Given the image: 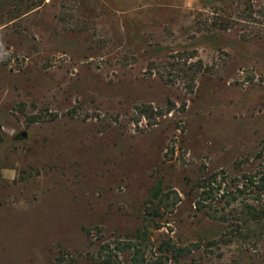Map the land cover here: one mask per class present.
<instances>
[{"label": "rangeland", "instance_id": "obj_1", "mask_svg": "<svg viewBox=\"0 0 264 264\" xmlns=\"http://www.w3.org/2000/svg\"><path fill=\"white\" fill-rule=\"evenodd\" d=\"M263 3L251 4L264 14ZM222 4L0 8V264H104L107 246L128 264L115 247L137 237L157 189L176 205L150 248L214 240L188 259L264 263L261 243L246 253L239 238L218 240L194 207L201 179L264 158V16L244 22L246 0ZM217 14L231 28L214 31Z\"/></svg>", "mask_w": 264, "mask_h": 264}, {"label": "trees", "instance_id": "obj_2", "mask_svg": "<svg viewBox=\"0 0 264 264\" xmlns=\"http://www.w3.org/2000/svg\"><path fill=\"white\" fill-rule=\"evenodd\" d=\"M44 0H0V8L6 5L14 8L7 12L8 16L13 18L14 13L19 14L25 10L20 18L25 14L38 8ZM234 0H223L220 5L223 12L229 11ZM252 0H246L242 18L244 22L252 23L258 18L264 16L263 13L256 10L251 4ZM264 7V3H263ZM218 22L214 24V31L225 32L233 24L232 18L219 17ZM257 23V22H256ZM233 28V27H232ZM252 33V32H251ZM254 33V32H253ZM145 112V111H144ZM212 174L201 179L197 184L200 192L194 201V207L197 213L204 215L210 221L219 226L218 240L224 243L231 239H241L243 241L244 251L257 250V244L263 245L264 250V158L254 169H245L241 175L233 178H227V175ZM175 194V193H173ZM170 195L162 193L159 189L155 190L152 198L148 201L145 209V218L143 227L134 240L129 242H119L115 247L116 252L129 253L128 264H198L192 257L198 251H209L215 246V241H208L205 245L201 242L191 244L188 248L178 246L172 239H167L153 248L151 232L160 229L161 219L167 214L169 207L168 200ZM226 210H229L226 212ZM216 240V239H215ZM109 250V246H107ZM104 264H119L118 255L108 251ZM208 254V253H207ZM264 262V256H257ZM61 262V261H60ZM62 263V262H61ZM261 264H264L261 262Z\"/></svg>", "mask_w": 264, "mask_h": 264}]
</instances>
